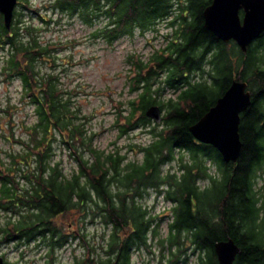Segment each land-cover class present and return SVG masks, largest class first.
<instances>
[{
    "label": "trees",
    "instance_id": "16d2710c",
    "mask_svg": "<svg viewBox=\"0 0 264 264\" xmlns=\"http://www.w3.org/2000/svg\"><path fill=\"white\" fill-rule=\"evenodd\" d=\"M210 2L50 0L56 11L75 15L83 24L105 19L90 36L107 44L135 30L155 31L161 20L171 29L164 45L146 57L128 55L125 77L134 95L126 102L114 101L120 136L148 127L147 142L127 146L139 154L134 159H127L121 147L95 145L86 116L78 106L70 107L69 91L59 88L57 73L40 72L48 45L23 24L17 9L27 1L17 0L9 28L0 15V51L8 49L0 72L19 79L21 98L33 104L35 113V120L24 124L27 140H17L21 151L0 159V247L37 240L49 256L74 238L80 239L84 253L72 264H132L134 250L158 242L159 264H175L183 255L185 262L188 249L197 252L192 264H215L214 243L230 237L241 248L234 264H264V221L255 188L264 165V33L261 45L248 46L245 53L233 40H219L203 26L202 12ZM233 80L245 81L254 100L240 113L239 156L225 162L216 148L196 140L189 127ZM165 89L172 93L164 96ZM151 105L161 111L159 122L145 114ZM12 108L0 110L8 111L11 134ZM57 139L75 163L69 173L53 161ZM149 187L170 203L164 234L157 228L158 216L139 201ZM86 220L107 229L101 242L86 239L78 226Z\"/></svg>",
    "mask_w": 264,
    "mask_h": 264
},
{
    "label": "rangeland",
    "instance_id": "374dc122",
    "mask_svg": "<svg viewBox=\"0 0 264 264\" xmlns=\"http://www.w3.org/2000/svg\"><path fill=\"white\" fill-rule=\"evenodd\" d=\"M27 3L18 6L17 11L22 15L24 25L34 28L38 41L48 45L47 57L43 58L39 64L40 72L54 71L58 75L59 88L69 91L66 95L70 99V107L77 106L87 118L86 127L93 133V143L109 150L113 146L121 147L127 159L138 158L139 154L130 151L128 144H140L147 142L150 137L147 133L148 127L134 128L125 135L118 134L116 127V106L114 101L126 102L133 96L128 90L126 83V73L129 67L127 59L129 54H141L146 57L154 48L163 46L166 39L165 34L170 32L166 26V21L161 20L153 29L140 32L135 30L132 35H123L111 44L105 43L101 39H93L90 32L102 25L105 20H96L92 25L83 24L75 15L60 13L51 7L50 0H26ZM50 3V4H49ZM38 14L44 17L40 20ZM4 57L8 55V50L3 48L0 51ZM61 54H66L61 59ZM79 58V59H78ZM84 69L85 71H81ZM3 80L0 83L5 85L3 95L6 105H11V118L13 119L12 134L9 133L8 111H0V156H5L9 151L20 148L17 140L25 136L24 124H30L35 120L34 106L21 98V83L16 84L17 78H10L0 72ZM200 78L198 75L194 78ZM10 78V79H9ZM172 91L164 90V96H168ZM65 96V95H64ZM15 98V103H13ZM120 106V105H119ZM5 108V107H4ZM3 108H0V110ZM8 109V108H7ZM133 131L139 132L138 136H131ZM53 161L58 162L63 171L69 173L75 163L68 150L63 147L59 139L54 142ZM176 167V165H173ZM167 167L165 166L164 169ZM211 170L214 167L211 166ZM255 188L260 191L259 210L260 218L264 221V165L257 171ZM201 185L205 181L202 180ZM152 215L158 216V226L160 232L164 234L169 218L170 203L155 188L149 187L145 190L139 200ZM2 216V215H1ZM84 228L86 239L91 243L101 242L105 237L107 229L100 223H90L86 220L78 225ZM77 225H73L75 229ZM77 230V228H76ZM3 252L2 257L8 264H72L76 259H80L84 253L80 239H70L64 246L56 248L48 256L47 249L37 240L25 244L24 242H10L0 247ZM186 263L183 262L185 256H179L175 264H192L197 257V252L193 249L186 251ZM161 250L157 243L151 248L134 250L131 256L132 264H159Z\"/></svg>",
    "mask_w": 264,
    "mask_h": 264
},
{
    "label": "water",
    "instance_id": "95a60500",
    "mask_svg": "<svg viewBox=\"0 0 264 264\" xmlns=\"http://www.w3.org/2000/svg\"><path fill=\"white\" fill-rule=\"evenodd\" d=\"M16 3L17 0H0V13L6 28L10 26ZM202 16L205 29L223 42L233 40L245 53L249 43L264 31V0H211L203 9ZM246 87V82L233 80L215 104L189 127L196 140L216 148L225 162H235L240 153V113L250 103ZM145 114L155 122L161 120L157 105L149 106ZM213 247L215 264H234L241 252L230 237L216 241ZM0 264H6L2 256Z\"/></svg>",
    "mask_w": 264,
    "mask_h": 264
},
{
    "label": "clouds",
    "instance_id": "9594fccd",
    "mask_svg": "<svg viewBox=\"0 0 264 264\" xmlns=\"http://www.w3.org/2000/svg\"><path fill=\"white\" fill-rule=\"evenodd\" d=\"M64 55H66V54H61V59H63V56ZM4 58H5L4 55L3 54H0V70H2L3 67H4V64H3ZM81 71H85V70L82 69ZM0 80H3V77L2 76H0ZM16 84H19V80L16 81ZM4 88H5V85L3 83H0V108H4V107L7 106L6 105V102H5V97L3 95ZM15 102H16L15 101V98H13V103H15ZM130 135L135 137V136H138L139 135V132L133 131V132L130 133ZM18 138H22V139L27 140V136H23V137H19L18 136ZM0 147H3V141H0ZM16 151L19 152V151H21V149L16 148ZM0 159H3V156H0ZM47 178H48V176L45 175V179H47ZM2 255H4V253L3 252H0V256H2Z\"/></svg>",
    "mask_w": 264,
    "mask_h": 264
},
{
    "label": "flooded vegetation",
    "instance_id": "af4514ba",
    "mask_svg": "<svg viewBox=\"0 0 264 264\" xmlns=\"http://www.w3.org/2000/svg\"><path fill=\"white\" fill-rule=\"evenodd\" d=\"M16 5H17V3H16ZM15 8H16V6H15ZM15 8H14V10H15ZM14 12V11H13ZM0 15H1V13H0ZM2 16V15H1ZM262 33H264V31L262 32ZM262 33L260 34V35H258L256 38H254L250 43H249V45L248 46H252V45H255V44H258V43H260V45H261V43H262V40L260 41V36L262 35ZM263 40H264V38H263ZM248 48V47H247ZM8 50V49H7ZM2 51V50H1ZM246 52H247V50H246ZM245 82V81H244ZM246 85H247V87H246V89L249 91V93H250V103H249V105L247 106V108L245 109V111L249 108V106L252 104V101L254 100V94L252 93V90H250L249 89V86H248V84L246 83Z\"/></svg>",
    "mask_w": 264,
    "mask_h": 264
}]
</instances>
